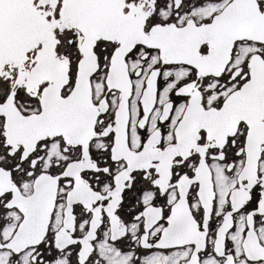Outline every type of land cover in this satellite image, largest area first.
I'll use <instances>...</instances> for the list:
<instances>
[{"label": "snow or ice", "instance_id": "obj_1", "mask_svg": "<svg viewBox=\"0 0 264 264\" xmlns=\"http://www.w3.org/2000/svg\"><path fill=\"white\" fill-rule=\"evenodd\" d=\"M0 264H264V0H0Z\"/></svg>", "mask_w": 264, "mask_h": 264}]
</instances>
